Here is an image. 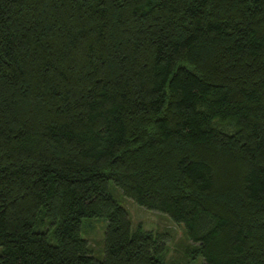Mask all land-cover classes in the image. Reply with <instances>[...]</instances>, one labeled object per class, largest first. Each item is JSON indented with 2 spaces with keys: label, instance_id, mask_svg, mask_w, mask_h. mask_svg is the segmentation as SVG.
Here are the masks:
<instances>
[{
  "label": "trees",
  "instance_id": "obj_1",
  "mask_svg": "<svg viewBox=\"0 0 264 264\" xmlns=\"http://www.w3.org/2000/svg\"><path fill=\"white\" fill-rule=\"evenodd\" d=\"M109 183L264 264V0H0V264H163Z\"/></svg>",
  "mask_w": 264,
  "mask_h": 264
},
{
  "label": "rangeland",
  "instance_id": "obj_2",
  "mask_svg": "<svg viewBox=\"0 0 264 264\" xmlns=\"http://www.w3.org/2000/svg\"><path fill=\"white\" fill-rule=\"evenodd\" d=\"M108 189L112 196L126 208L132 228L141 226L144 229L165 234L166 249L162 256L163 264H187L186 247L190 245V241L180 224L173 222L159 211L146 209L130 198L123 197L112 183L108 184ZM104 223L103 217H82L81 219V227H84L82 233L87 238L93 255L97 258L102 256L101 241Z\"/></svg>",
  "mask_w": 264,
  "mask_h": 264
}]
</instances>
